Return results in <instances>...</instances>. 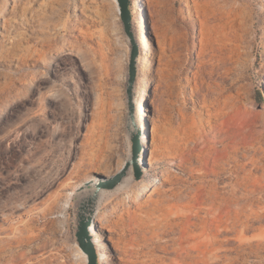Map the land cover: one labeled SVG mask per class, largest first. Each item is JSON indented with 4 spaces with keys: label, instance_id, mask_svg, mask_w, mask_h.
Instances as JSON below:
<instances>
[{
    "label": "rangeland",
    "instance_id": "rangeland-1",
    "mask_svg": "<svg viewBox=\"0 0 264 264\" xmlns=\"http://www.w3.org/2000/svg\"><path fill=\"white\" fill-rule=\"evenodd\" d=\"M95 1L105 17L60 0V17L15 24L13 2L16 12L36 4L0 0V31L23 39V60L0 58V264H77L68 246L94 200L74 195L63 209L64 194L129 153L130 42L112 2ZM138 6L148 29H136L140 42L148 34L155 46L154 28L161 41L149 65L136 66L138 87L149 81V131L160 135L145 175L168 179L153 187L163 205L145 214V195L123 208L122 189L105 191L95 219L109 238L101 264H264V0H129L136 26ZM193 122L206 146L185 128ZM140 154L147 166L148 149Z\"/></svg>",
    "mask_w": 264,
    "mask_h": 264
},
{
    "label": "bare ground",
    "instance_id": "bare-ground-1",
    "mask_svg": "<svg viewBox=\"0 0 264 264\" xmlns=\"http://www.w3.org/2000/svg\"><path fill=\"white\" fill-rule=\"evenodd\" d=\"M110 1L115 7L116 15H118L119 12H118L116 0H110ZM33 2L37 6L36 10L34 8H26L27 10H24L23 8V9H20L19 12L15 11L16 4L14 2L12 3L11 9L13 10V14H14L13 17L15 19V24H21L25 20V17H60L61 16L62 9L59 4L60 0H33ZM96 3L97 2L95 0H73V6H72L73 12L74 13L80 12L82 13V15L92 20H94L95 17H105L104 10H102L99 13V10H98L99 8L97 6H95V8L92 6H89V4H96ZM137 11L139 12L141 11V14L138 15V20H139L138 25L136 26L134 22L131 21V32H132L133 38L136 44L138 45V47L140 48V46L141 47L145 46L147 47V49L144 55L141 54L142 60H139L140 58L139 59L137 58L136 66L138 64L141 65V62L143 63V65L146 64L148 66L149 65L147 62L148 58L153 59L156 57V52H154V49H156L155 47L158 48L160 46L161 41H160V38H159V35L156 29L154 28L153 36L155 37V46H154L152 39L149 37L148 34H146V36L143 35V39L140 42L136 34V29L137 31L141 33H148V29H147V24H146L147 21L143 13V8L141 6H138ZM0 17H2L1 8H0ZM23 23L25 24V22ZM1 29L2 30L0 31V42H4L5 40H7L9 46L5 47V50H2L0 52V58L6 59V60L18 59L20 57V55L18 54V51L20 50L22 46V40H23L22 37L21 38L13 37L11 39H8L9 37L6 36L5 29L3 26H1ZM199 33H200L199 41H201L202 36L204 35V29H203L201 21H199ZM20 60H23L22 57H20ZM154 72L156 73L157 69L154 70ZM145 84L146 85L143 86L142 89L138 87L137 80L134 81L132 85L131 97H130L129 102H130L131 108L133 109V114L131 115V119L133 120L134 125L132 123H129L128 133H129V136H133L135 134L139 135V144L141 147L140 153L141 151L143 153H146L148 149L149 154H148V157H146V162H145L147 166H144V162L142 161V154H139L136 160V163L138 164V166H140V168H141V163L143 164L141 168L143 172V176L141 180L138 182L133 181V169H132V166L129 165L127 166L125 176L123 177L121 182L115 187L118 189H122L124 191L121 197V205L123 208L128 206V203L130 202L135 203L136 201H139L142 195H145L147 197V201L151 205V208H149L150 210L148 209L144 211L143 212L144 214L147 212H151L152 210H158L163 205V201L161 200V197L153 198L154 193H155L153 190V187L155 186L157 182H159V180L166 181L168 179L167 175H165L166 173H164L163 170H160L158 173H156L155 177L151 181L147 177V175H145L146 169H150L153 166L157 165L156 164L157 157L156 155H154V149L156 147V144H155V141L157 140L156 138L160 136L159 130L157 128L153 126L151 133H150L148 125H147V119L149 118L148 116L149 111L146 105L143 106V104H146L147 101H149L148 99L150 98L148 94L149 81H147ZM204 113L207 116L214 115V111L211 110V108L209 107H204ZM209 126H210V122H208V127ZM185 128H188L189 132L198 139L197 141L194 142L196 146H206L207 145L205 136L202 134L201 128H199L197 124H195L194 122L188 123V124H185ZM150 137H151V142H152L151 149H149ZM173 155L175 158H181V159L186 158V155L183 153H173ZM170 157H172V154H170ZM130 159H131V152L129 150L126 161H124L121 166H118V165L112 166L110 164H105L99 169V171L97 172L98 174L94 175V177L86 176L85 178L82 179L79 186H77L76 188L74 187L72 191H69L64 194V200H63V205H62L63 209L69 206V203L74 195H78L84 198L83 200L85 202L88 199L90 203L94 200L93 205H88V206L85 205V207L81 208L79 213L84 215L89 220L90 225L88 227V235L90 236V240L93 243L95 250L97 251L96 254L98 253L99 255V257L97 258V260L99 259L98 260L99 264H101L103 257L105 256V252L108 247L106 242L109 240V238H105L99 235L97 231V226L95 224V219H96V215L98 212V204L100 202L102 195L106 191L105 189L100 188L99 191L96 194H94L95 184L98 183L97 175H102L105 177H113L117 173H120L126 167ZM172 166L179 169L178 168L179 165H176V163H173ZM158 176L161 177V179H159ZM89 186H91L90 189H89ZM229 199L230 198L224 199L221 202L226 204L228 207L231 205L238 204V201L232 198L230 200ZM68 250L74 262H76L77 264H87L86 254L82 251V249L76 243L68 246ZM99 250L100 252H98Z\"/></svg>",
    "mask_w": 264,
    "mask_h": 264
},
{
    "label": "water",
    "instance_id": "water-1",
    "mask_svg": "<svg viewBox=\"0 0 264 264\" xmlns=\"http://www.w3.org/2000/svg\"><path fill=\"white\" fill-rule=\"evenodd\" d=\"M116 4L118 7L119 17L122 23L123 31L125 35L128 37L130 42V59L128 64V79L126 85V93L128 95V104L130 110V119L133 114V109L130 106V97H131V88L136 78V60L138 58V50L139 47L136 44L132 32H131V12L129 9V0H116ZM131 123L134 125L133 120L131 119ZM131 159L127 163L126 167L120 172L114 175L113 177H105L102 175H97L98 183L95 184L94 194H96L100 188L105 189L106 191L114 189L123 179L126 174L127 166L131 165L133 169V179L140 180L142 177V171L139 168L136 160L140 154V144H139V135L135 134L131 136ZM78 226L75 234L76 243L82 249V251L87 256V264H99L97 260V254L93 243L90 240V236L88 235V227L90 225L89 220L79 213L78 216Z\"/></svg>",
    "mask_w": 264,
    "mask_h": 264
}]
</instances>
